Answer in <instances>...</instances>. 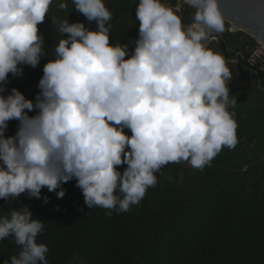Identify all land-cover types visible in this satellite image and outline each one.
Listing matches in <instances>:
<instances>
[{"label":"clouds","instance_id":"obj_1","mask_svg":"<svg viewBox=\"0 0 264 264\" xmlns=\"http://www.w3.org/2000/svg\"><path fill=\"white\" fill-rule=\"evenodd\" d=\"M52 3L0 0V199H40L45 187L62 198L63 184L75 179L89 209L124 213L170 163L203 170L223 148L235 147L233 73L208 46L212 33L225 30L219 0H184L195 9L189 25L162 0H139L131 53L128 44L110 43L104 0H72L96 30L50 19L68 35L44 65L35 101L16 88L3 95L10 73L23 75L21 65L36 68L45 55L38 25ZM11 120L17 130L6 136ZM44 227L28 206L0 215V240L12 236L21 248L10 264H49L48 246L37 242Z\"/></svg>","mask_w":264,"mask_h":264},{"label":"trees","instance_id":"obj_2","mask_svg":"<svg viewBox=\"0 0 264 264\" xmlns=\"http://www.w3.org/2000/svg\"><path fill=\"white\" fill-rule=\"evenodd\" d=\"M61 2L67 3V9L59 8ZM162 2L174 9L184 25L193 22L195 9L184 5L181 13L176 9L179 0ZM104 3L112 13L110 43L128 44L131 53L138 38L139 0ZM67 17L69 23L97 28L95 21L89 22L75 11L72 0H53L44 22L38 25L45 55L36 68L21 65L23 75L10 73L3 95L16 88L35 101L43 67L55 59L56 46L68 35H62L50 19ZM229 28L226 24L217 33L219 42L211 41L208 46L225 57L233 73L230 97L234 95L237 104L229 111L238 125V142L234 148H223L210 166L200 170L184 161L170 163L161 170L162 175L156 173V186L124 213L112 210L107 215V209H89L75 179L63 184L62 198L45 187L40 199L29 198L27 193L8 201L0 199V215L28 206L33 219L43 221L45 227L37 242L48 246L49 264H71L75 257L86 264H264V74L252 71L248 63V49L257 44L255 37ZM237 51L244 52L240 65L231 61ZM35 114L36 110L28 112L29 116ZM18 123L8 122L6 136L15 134ZM125 132L131 135L129 129ZM126 167L118 170L123 172ZM20 250L14 237L0 240V264H10Z\"/></svg>","mask_w":264,"mask_h":264},{"label":"water","instance_id":"obj_3","mask_svg":"<svg viewBox=\"0 0 264 264\" xmlns=\"http://www.w3.org/2000/svg\"><path fill=\"white\" fill-rule=\"evenodd\" d=\"M219 9L231 31L242 30L264 42V0H219Z\"/></svg>","mask_w":264,"mask_h":264},{"label":"built area","instance_id":"obj_4","mask_svg":"<svg viewBox=\"0 0 264 264\" xmlns=\"http://www.w3.org/2000/svg\"><path fill=\"white\" fill-rule=\"evenodd\" d=\"M209 41H216L219 42V36L217 33H212ZM240 55L239 51L235 52V58L231 61L240 62ZM248 63L250 69L257 74L263 73L264 74V55L257 50H252L248 52Z\"/></svg>","mask_w":264,"mask_h":264},{"label":"rangeland","instance_id":"obj_5","mask_svg":"<svg viewBox=\"0 0 264 264\" xmlns=\"http://www.w3.org/2000/svg\"><path fill=\"white\" fill-rule=\"evenodd\" d=\"M184 5H186L185 3H184V0H179V2H178V6H177V8L176 9H179L178 11H181V13H182V11H183V7L182 6H184ZM224 22H225V25L226 24H230V31H231V22L229 21V20H224ZM237 31H241V30H236V31H234V32H237ZM245 32V31H244ZM220 33H222V32H220ZM247 33V32H246ZM248 35H250L249 33H247ZM250 36H252V35H250ZM252 37H255V36H252ZM255 39H256V41H257V44L255 45V47L253 48V49H248V52L249 51H252V50H257V51H259L260 53H262L263 55H264V47H263V45H262V41L260 42L256 37H255ZM240 40H242V39H240ZM209 42H211V41H208V44H209ZM216 42V41H215ZM221 43H218V46H221L220 45ZM135 47V46H134ZM242 55H244V52H240ZM234 64L235 65H240V62H236V61H234ZM190 165V164H189ZM71 264H86L84 261H83V259L82 258H80V257H75L72 261H71Z\"/></svg>","mask_w":264,"mask_h":264},{"label":"bare ground","instance_id":"obj_6","mask_svg":"<svg viewBox=\"0 0 264 264\" xmlns=\"http://www.w3.org/2000/svg\"><path fill=\"white\" fill-rule=\"evenodd\" d=\"M260 42H261V41H260ZM261 43H262V45H263V47H264V42L262 41Z\"/></svg>","mask_w":264,"mask_h":264}]
</instances>
